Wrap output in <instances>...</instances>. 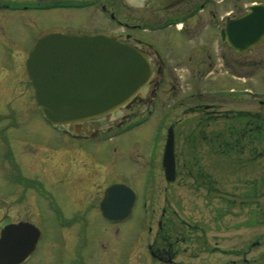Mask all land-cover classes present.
I'll list each match as a JSON object with an SVG mask.
<instances>
[{"label":"flooded vegetation","instance_id":"1","mask_svg":"<svg viewBox=\"0 0 264 264\" xmlns=\"http://www.w3.org/2000/svg\"><path fill=\"white\" fill-rule=\"evenodd\" d=\"M247 1L248 3L243 0H133L131 2L70 0L49 5H38L32 1H25L24 3L1 4L0 8L12 12L21 11L22 14L27 12L47 14L88 8L96 4L100 5L102 2L100 11L106 16L111 26L75 34H111L116 36L120 43L135 47L147 55L152 67V77L140 94L115 113L100 119L70 125L66 128L53 127L65 134L67 138L100 139L109 142L121 134L129 132L138 134L139 130L146 129L147 121L157 109H162L159 116L162 117L164 125L171 117L172 111L178 108L169 109L167 106L170 102H174L173 96L181 95L177 91L183 90L182 83L186 78L192 79L196 76L204 80L212 74L211 70L223 67L230 70L228 74L230 79L236 80L235 68L240 63L247 67L249 81L252 83L243 92L253 101H258L262 112L238 113L231 110L230 117L234 121L239 115L243 117L245 122L242 132L256 133L255 139L257 140L260 134L258 142H264V40L252 46L247 52L238 54L235 48L228 47L221 39V33L226 30L230 21L242 17L249 7L264 6V0ZM223 9L224 12L221 15L220 11ZM156 10H161L160 15L164 16L163 19L155 16ZM54 33L73 34L71 32ZM178 50L185 53L178 55ZM180 56H182L181 59ZM183 61L185 65L181 66ZM177 69L185 70L184 76H179ZM193 70H197L195 74ZM6 80L1 82L0 79V93L5 90L1 85ZM256 80L258 81L255 82ZM176 83L180 86L176 87ZM201 83L196 85L197 91L192 92L191 95V98L197 97L199 103L193 107L189 106L185 102L189 98L187 97L184 99L186 104H180L181 107L184 106L181 108L182 113L203 111L207 115L215 114L221 117L222 115L218 114L220 111L215 110L218 105L216 103L220 98L225 97L233 98L232 101H235L237 99L235 88L230 87L223 97L207 95L212 100H210L211 103H206L201 98L204 96L203 92H200ZM28 85L30 86L29 80ZM3 102L8 108L4 109V115H0V185L6 182L13 183V169H17L14 148L23 153L29 162V168L39 172L41 178L33 180L20 176L14 180L15 186L11 184L5 193L0 191V202L6 208L5 213L0 217V237L5 228H11L10 240L13 239V233H16L12 232L13 228L24 225L37 230V239L33 249L20 264H44L52 257V253H48V247L47 249L45 247L43 229L44 224H49V217H51L60 226L58 243L57 240L53 241L52 248H62L66 251V254L61 256L63 263L91 264L94 255L88 253V243L85 238L88 229L87 219L96 211L97 216L111 226L117 227L121 224V222L104 219L100 211V203L110 186L126 184L120 179H115L114 174L111 175L110 163L94 157L90 150L86 152L81 147L74 146L47 147L42 141L24 139V131H18L23 126L15 127L16 130H13L14 126L8 123L12 120L13 111L9 108L7 99ZM143 105L146 107L145 110L141 112L136 110L137 106ZM174 127L175 123L168 126L166 136L168 129ZM131 155L134 156L133 153ZM177 159L175 152L176 175ZM147 165L148 172L144 175V180H139L136 184L140 190L143 188L147 192L149 188L151 194L155 195L152 191L157 185L156 182L159 181L155 174L158 164L153 160ZM160 168L164 186L162 189L158 188L157 194L165 196L166 207H162L158 214L156 210H153L156 218L153 215L154 218L149 224L151 239L146 247L148 251L146 264H254L258 261L264 262V230L259 232L255 238L253 237L254 229L264 226V205L260 201L264 199V179L260 190H247L245 201L248 204L239 206L240 210H244L241 212L240 220L234 218L235 214L219 212L211 221H201L199 218L188 221L178 213L180 206H174L167 201L166 197L173 192L174 182L165 180L162 158ZM15 174H18L17 170ZM42 179L45 180L41 181ZM160 180L162 181L161 178ZM45 181L52 186L61 184L70 190L68 197L74 202L76 210L69 217L63 216L54 196L46 190ZM150 181H153V184L148 187L146 184ZM127 187L132 189L136 195L135 187L128 185ZM14 196L17 197L14 198ZM252 197L255 198V203H252ZM83 203L86 205L85 213H82L83 209H81ZM173 207H176L178 211ZM13 209H18L19 212ZM227 216L229 219L234 218L233 221H228V226L221 220L222 217ZM29 239L28 233H21L19 242L21 240L22 249H25V243L29 242ZM44 249L47 250L45 254L42 253ZM143 261V259H138V264H144ZM105 262L113 264L114 260L107 258Z\"/></svg>","mask_w":264,"mask_h":264},{"label":"rangeland","instance_id":"2","mask_svg":"<svg viewBox=\"0 0 264 264\" xmlns=\"http://www.w3.org/2000/svg\"><path fill=\"white\" fill-rule=\"evenodd\" d=\"M25 1L29 0H0V5L24 3ZM243 1L248 3L247 0ZM100 5L47 14L42 12L22 14L21 11L12 12L0 8V79L1 82L7 79L1 85L5 90L0 93V115H4V109L8 108L3 104V101L7 99L9 108L13 111L12 120L8 123L14 126L13 130H16L15 127L23 126L17 130L24 131V139L42 141L47 147L74 146L81 147L86 152L90 150L94 157L110 163L111 175L114 174L115 179H120L126 186L135 187L137 199L131 216L116 227L103 221L93 209L94 212L87 219L88 229L85 238L88 243V253L94 255L91 264H106L107 258L114 260L113 264H138V259H143L146 264L148 260L146 259L148 257L146 247L151 239L149 224L158 211L166 207L165 196L157 193L158 188L162 189L164 186L160 164L168 126L175 123L172 131L175 135V152L178 157L176 180L172 185L173 192L166 197L169 204L180 206L178 213L188 221L197 220V218L201 221H211L219 212L235 214L234 218L240 220L241 212L244 210H240L239 206L248 204L245 201L247 190L262 188L264 155L260 156L264 153V142H258L260 134L257 140L255 139L256 133H243L244 118L239 115L234 121L230 117L232 114L230 111L261 113L262 110L258 101H253L243 92L252 83L249 81L247 67L238 63L235 68L236 80L230 79L228 76L230 70L223 67L211 70L212 74L204 80L196 76L191 77L192 79L186 78L182 83L183 90H176L181 95L173 96L174 102H170L167 106L169 109L178 108L172 111L165 126L162 117L159 116L162 109H157L147 121L146 129L139 130L138 134L132 132L121 134L109 142L100 139L67 138L65 134L49 125L37 110L33 90L28 85L25 62L34 42L46 34L82 33L110 27L108 19L100 11ZM155 12L156 17L164 18L160 15L161 10ZM223 12L224 9L220 11V14L222 15ZM184 53L179 50L177 52L178 55ZM182 65H185L184 61ZM177 71L179 76H184L185 70L177 69ZM193 71L195 74L197 70ZM199 83H201L200 92L204 94L201 98L206 103L212 100L208 96L223 97L230 87L235 88L237 99L232 101L233 98H220L215 110L220 111L218 114L222 115L221 117L215 114L207 115L203 111L182 113L181 108L184 106L181 107V103H188L192 107L199 103L197 97L191 98L192 92L197 91L196 85ZM175 86L179 87L180 84L176 83ZM145 109L144 105L136 108L139 112ZM132 153L134 156L131 155ZM256 154L259 157L254 158ZM14 158L17 169H13V183H7L4 180L6 183L0 185L1 192L8 191L11 184L15 186L14 180L17 177L22 176L24 179L33 180L41 178L39 172L29 168V162L16 148H14ZM153 160L158 164L155 174L160 181L156 182L157 185L153 187L152 192L155 195L151 194L149 188L147 192L143 188L140 190L136 184L139 180H144V175L148 172L147 163ZM15 170H17V175ZM152 182L146 185L151 187ZM44 185L46 190L54 196L63 216L69 217L76 210L74 202L68 197L70 190L61 184L52 186L46 181ZM209 190L211 191L208 192ZM252 198V203H255V198ZM260 201L264 205V199ZM173 208L176 209V207ZM0 209L1 217L6 211L2 202H0ZM81 209H83L82 213H85V203ZM13 210L19 212L18 209ZM153 210L157 211L155 215ZM49 218V224H44L43 227L44 243L46 249L48 247V253H52V257L44 264H64L61 256L66 254V251L62 248H52L53 241L57 240L58 243L60 226L53 218ZM234 218L229 219L227 216L222 217L221 220L228 226V221H233ZM263 230L264 226L254 229L253 237L255 238ZM46 249L42 253H47ZM254 264H264V262L258 261Z\"/></svg>","mask_w":264,"mask_h":264},{"label":"water","instance_id":"3","mask_svg":"<svg viewBox=\"0 0 264 264\" xmlns=\"http://www.w3.org/2000/svg\"><path fill=\"white\" fill-rule=\"evenodd\" d=\"M38 5L70 0H29ZM97 1V0H93ZM133 1V0H116ZM221 39L238 54L264 40V6L249 7L230 21ZM25 70L34 102L43 119L53 127L66 128L100 119L130 103L148 85L152 67L144 52L122 44L107 33L46 34L31 47ZM175 142L170 128L162 155L167 182H174ZM136 195L126 185H112L104 193L100 211L104 219L122 222L132 214ZM5 228L0 237V264H20L31 253L37 230L27 226ZM28 233L25 249L19 242Z\"/></svg>","mask_w":264,"mask_h":264},{"label":"trees","instance_id":"4","mask_svg":"<svg viewBox=\"0 0 264 264\" xmlns=\"http://www.w3.org/2000/svg\"><path fill=\"white\" fill-rule=\"evenodd\" d=\"M240 139H241V138H240ZM256 157H259V155H257V154H256L254 158H256ZM260 157H262V154H261V156H260Z\"/></svg>","mask_w":264,"mask_h":264}]
</instances>
